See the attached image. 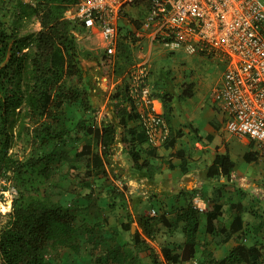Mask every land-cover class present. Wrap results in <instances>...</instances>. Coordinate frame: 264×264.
I'll list each match as a JSON object with an SVG mask.
<instances>
[{
	"label": "trees",
	"instance_id": "1",
	"mask_svg": "<svg viewBox=\"0 0 264 264\" xmlns=\"http://www.w3.org/2000/svg\"><path fill=\"white\" fill-rule=\"evenodd\" d=\"M77 2L7 0L14 8L12 17L5 20L0 12V172L11 170L18 190L9 218L0 224V264H54L48 256L49 252L58 255L67 248L79 250L77 239L83 225L86 230L91 228L96 235L94 242L101 251L96 258L98 264H147L143 249H148L149 264L189 261L197 253V232L201 225L200 214L193 201L180 207L172 219L165 212L140 214L134 233L132 223H124L122 228L130 230L133 238V247L129 248V242H117L120 232L113 231L108 237L109 233H103L105 236L98 234L102 228L97 224L92 227L79 225L76 214L69 206L64 205L62 200L41 194L40 184L35 186L32 183L36 170H40L39 174L48 180L52 175L53 162L57 159L68 165V173L81 183L82 188L90 189L85 195L90 203L95 179L108 175L109 171L117 175L111 168L110 157L106 156L115 139L116 126L104 122L98 125L95 114L78 120L73 126L68 125L64 117L66 105L77 102H82L86 112H95L91 97L100 89L94 74L82 65L85 54L78 40L84 25L67 16V11L74 10ZM33 22H38L40 28L31 30L29 26ZM129 49V45L121 42L118 53H115V71L119 74L132 65ZM91 55L86 53L88 58ZM110 68L105 70L108 75ZM130 84V78H125L114 91L110 92L108 88L104 96L110 98L119 122L125 128L122 141L133 158L134 166L152 175L153 164L149 158H143L142 152L155 156L157 146L150 144L144 147L148 137L143 127L130 125L131 121H139L144 112L130 95ZM195 88V82L184 81L179 98L192 97ZM153 95L162 101L163 113L169 124L175 93L167 85ZM72 133L74 138L70 139ZM182 134L181 129L175 137L171 132L166 143L174 145L176 137ZM23 135L28 136L33 151L24 161L11 152L16 140ZM68 139L74 144L69 145ZM213 165L230 178L235 162L229 153H225L218 155ZM118 188L115 185L113 191L123 195ZM206 213L207 232H221L224 234L223 241L230 240L237 232H240L239 237L245 234L242 212L238 215V223L235 220L229 228L219 227L222 211L217 205ZM160 223L182 229L187 236L183 245L162 248L165 261L149 247L147 239V236L155 234ZM262 228L260 222L254 232L259 233ZM205 252L213 264H264V250L260 242L247 244L241 240L219 259H215L211 251Z\"/></svg>",
	"mask_w": 264,
	"mask_h": 264
},
{
	"label": "crops",
	"instance_id": "2",
	"mask_svg": "<svg viewBox=\"0 0 264 264\" xmlns=\"http://www.w3.org/2000/svg\"><path fill=\"white\" fill-rule=\"evenodd\" d=\"M96 42L98 51H100L99 49H101V52L104 49L106 51L105 43L101 38L98 37ZM151 49L152 47L146 53H142L147 55V58L142 62L150 59ZM82 53L85 54L82 56L83 66L84 60L97 62L96 56L92 54L91 50L83 47ZM86 53H91V57H86ZM105 60L109 63L115 62L112 64L113 66L111 65L109 77L106 76V72L98 74L93 72L90 67L84 66V68L94 74V80L100 87L97 91L98 94H95V96L99 97L101 103H105L93 113L97 118L96 123L102 125L104 122L116 126L115 139L111 144L110 152L106 156L110 157L111 167L117 175L114 176L109 171L108 175L98 176L95 180L96 184H93V186L99 185L100 190L107 188L109 194L113 197V203L109 206L101 204L97 207L87 201L74 203L75 214H80L77 218L78 224L89 225V227L97 224L102 229L120 232L118 239L125 243L129 240L125 238L126 232L122 228L124 223L130 222L133 227L135 223L138 224V215H152L153 209L157 213L165 212L166 216L172 219L180 207L189 201H193L195 197L202 196V199L211 200L222 211L219 216L221 227L229 228L235 220V223H238V215L242 212L244 231L247 232V229L256 223L258 219L253 209L255 207L260 209V213L264 215V204L261 203V199H264V153L260 152L255 143L249 138L240 137L227 130L223 109L217 104L214 97L208 99L209 92L205 94L203 91L192 97L180 99L179 94L182 91L177 87L169 127L174 137L180 129L183 134L176 137L174 145L163 142L155 147V156L142 152L143 158H149L153 164L152 175L137 168L134 166L133 158L122 141L125 128L120 124L119 117L110 103V98H105V91L100 86L99 81L102 77L108 79L111 89L114 91L122 80L129 78L128 72L133 65L129 66L123 74H119L115 71L117 64L115 53L110 54ZM100 61H103V58ZM159 74H161L160 70L154 73L155 76ZM222 76L223 73L215 83L211 93L220 83ZM160 90L158 88L153 91L159 92ZM156 104L158 111L164 112V106L160 99L156 100ZM130 125H138L141 128L140 120L131 121ZM149 145V142L144 143V147ZM225 153H229L235 162L230 178L221 173L220 168L218 169L217 166L213 165L217 156ZM237 159L240 160L239 163L236 162ZM118 175L128 178L131 186H125V183L128 182L120 183ZM75 182L77 183L78 180ZM115 185L119 186L118 189H121L123 195L120 196L118 192L115 193L116 190L113 191ZM68 186L64 184V186H61L63 189L60 190L66 192L76 189L75 186L71 189ZM243 193H247V195L244 196ZM121 197L122 200H120ZM70 205L71 203L67 204L69 207ZM199 214L201 220L200 231L203 230L206 237L207 213ZM121 230L124 233H121ZM239 233L237 232L230 240L226 241L231 248L238 243V238L235 237H239ZM111 234L109 233L107 236L111 237ZM147 238L153 245L163 243V247L183 245L186 241L182 229L171 228L163 223H160L159 229L152 237L147 236ZM210 239L209 237L208 240ZM196 248L198 252V245ZM162 258L164 259L163 256Z\"/></svg>",
	"mask_w": 264,
	"mask_h": 264
},
{
	"label": "built area",
	"instance_id": "3",
	"mask_svg": "<svg viewBox=\"0 0 264 264\" xmlns=\"http://www.w3.org/2000/svg\"><path fill=\"white\" fill-rule=\"evenodd\" d=\"M136 3L149 9L145 20L154 27L153 42L171 53L219 58L227 64L213 90L214 100L223 109L227 130L249 138L264 153V0H78L67 16L101 34L110 55L117 52L125 8ZM137 65L128 72L130 95L144 109L140 122L148 142L159 146L169 139L170 128L148 82L150 59ZM1 194L5 198H0V216H6L18 190L10 181ZM193 204L200 213L214 206L199 196Z\"/></svg>",
	"mask_w": 264,
	"mask_h": 264
},
{
	"label": "rangeland",
	"instance_id": "4",
	"mask_svg": "<svg viewBox=\"0 0 264 264\" xmlns=\"http://www.w3.org/2000/svg\"><path fill=\"white\" fill-rule=\"evenodd\" d=\"M13 10L14 8L12 7V3H7V0H0V12H1V16L5 20H10V18L12 17L11 14ZM125 11L126 12L123 13V16L119 24L120 33L118 36V41L116 43L117 53H118V46L121 42H123L125 45H129L130 46L129 50L132 53L131 58L133 59L132 68H138L137 64H140L145 58V54L142 53H146L152 47L151 57H150V63L152 67L150 68V75L148 82L152 84L151 87L153 90L158 88L162 89L163 86L167 87L168 85L176 94L177 87L180 91H182L183 82L188 81V82H195L196 84L195 94L204 91L205 94L208 92L210 93L208 99L214 97L213 91L211 93V90L213 89L218 79L221 77L222 73L225 71L227 67L226 63L221 61L219 58L211 59L202 56H189L181 51L171 53L168 50L163 49L161 45H159L156 42H153L152 33L154 27L149 25L148 22L145 20L146 16L149 14L148 7L144 6L143 4H133L127 6L125 8ZM29 28L31 30L32 29L37 30L40 28V25L38 22H33L30 24ZM139 32L142 33V36H139L138 34ZM98 37H101V39L103 38L101 34H96L95 32H91L87 29H84L82 32L79 33L78 42L81 48L85 47L86 49L91 50L93 52L92 54L96 56L95 59L97 60V62H95L94 60L91 61L84 60L83 63L84 66L90 67V69H92L93 72L95 73L103 74V72H106L105 70H108V68L115 62L109 63V61L105 60V58H108V56H110L107 49L106 51H104L105 50L104 49L102 52L101 49H99L100 51H98L97 42H96ZM101 58H103V61H100ZM134 64L136 65V67H134L135 66ZM102 67H103V71H102ZM159 70L161 71V74L155 76L154 73L159 72ZM109 75L106 73L107 77H109ZM102 78L99 79L100 86L105 92L108 88H110L109 91L111 92L112 89L109 84L110 81L108 79L105 78L102 79ZM95 94H98V92L93 93L91 97V104L93 109L97 110L99 106H102L105 103L104 102L101 103L99 101V97L95 96ZM66 110L67 111L64 116L65 120L68 125H72V126L82 118L91 117L92 116L91 114H93L92 112H94V111L86 112L82 102L66 105ZM94 118L96 121L97 120L96 116H94ZM73 138H74V134L72 137H70V139ZM70 139H68L69 145L74 144ZM11 152H13V154L17 158H20L23 161L26 158H28V156H30L33 152L31 148V144L28 141V136L23 135L21 139L16 140ZM239 161L240 160L238 159L236 160L237 163H239ZM39 172L40 170L35 171L33 175L32 183L35 186H38L40 184L39 191L41 192V194L50 195L54 200H62L63 204L66 206L67 204L71 203L70 208L71 211H73V213L76 212V210H74L75 209L74 203L78 204L79 201L81 202L86 201L85 195L86 193H88V191H90V189H85L84 187L82 188L80 186L81 183H79V181L78 183L75 182L77 179L73 178L68 173V165L64 164V162H60L57 159L53 162L52 175L49 177L48 180L45 179L44 175L41 176ZM117 177H119L118 179H124L125 182H128L125 183V186H131L128 178H123L120 175H118ZM10 181H12L14 185L15 184L17 185L16 180L13 177V172L11 170L5 171L3 169L2 172H0V191L6 190L8 188V184ZM41 181L44 183L43 184L40 183ZM64 184L69 185L68 186L69 189L73 188L74 186L76 187V189L74 191L68 190L66 192H62V190L60 189H63L61 188V186H64ZM93 184H96V181ZM99 187H100L99 185L93 186V195H92L93 200H91L90 204H93L96 207L97 205H101V204H105L109 206V204L113 203L112 201L113 197H111L107 188L105 190L104 189L100 190ZM77 188H79V190H77ZM243 195L245 196L247 195V193H243ZM199 197L201 199L203 198L202 196ZM0 198L4 199L5 194H1ZM202 200L208 204L214 203L211 200H204V199ZM261 203L264 204V199H261ZM253 211L255 212V215L258 218L257 222L254 223L251 227H249L244 235L235 238L236 239L238 238L237 242L241 241L242 238L243 242L249 244L260 242L263 245V250H264V215H262L260 213L261 212L260 209H257L256 207L253 209ZM9 215L2 216L0 218L1 220L0 224L5 222V220L9 218ZM78 215H76L77 218ZM260 222H262L263 230H261L259 233H256L254 232V228L257 224H260ZM137 228H138V224L135 223V231L137 230ZM180 228L182 227L180 226ZM200 228L201 227H199V230L197 232V239L199 237L198 252L196 253L195 257H193L191 260L183 261L179 264H195V261H199V264H213L209 261L210 260L209 256L207 255L205 250L211 251L214 258L219 259L222 258L224 255H226L227 251L231 248L230 244H227L225 241H223L224 234H222L221 232L217 231L215 234L212 233L209 234L206 231V237H205L204 236L205 232H203V230L200 231ZM82 229L83 230L82 232L79 233L77 239V242L79 244L78 251H73L67 248L61 251L58 255L54 254L53 252L48 253L49 258L54 260V264H98L96 258L97 255L101 253V251L94 242L96 235L94 234V232H91L92 231L91 228H89V230H86V228L83 225ZM125 232H126L125 238H128L129 240L127 241V243L129 242L128 247L132 248L133 239L131 236V231L129 230ZM103 233L106 235L108 233H112V231H109L107 229H100V231L98 232V234L104 235ZM121 233H124V231L121 230ZM185 237L187 239L186 234ZM209 237L211 238L210 240H208ZM148 241L150 244L149 247L159 256L161 260L165 261V259L162 258L163 243L153 245L150 242V240ZM117 242H120V240L118 239ZM223 247L224 249H222ZM142 253L146 263L149 264L150 257L148 255L149 253L148 249H143ZM263 261H264V256H263ZM166 264L169 263L166 262Z\"/></svg>",
	"mask_w": 264,
	"mask_h": 264
},
{
	"label": "clouds",
	"instance_id": "5",
	"mask_svg": "<svg viewBox=\"0 0 264 264\" xmlns=\"http://www.w3.org/2000/svg\"><path fill=\"white\" fill-rule=\"evenodd\" d=\"M136 4H139V3H136ZM164 49V48H163ZM159 99V98H158ZM169 125V124H168ZM170 128V127H169ZM170 136H171V129H170ZM170 138V137H169ZM169 140V139H168ZM12 182V181H11ZM0 210H3L2 207H0ZM200 213V212H199ZM9 215V214H8ZM10 216V215H9ZM2 217V216H0Z\"/></svg>",
	"mask_w": 264,
	"mask_h": 264
},
{
	"label": "water",
	"instance_id": "6",
	"mask_svg": "<svg viewBox=\"0 0 264 264\" xmlns=\"http://www.w3.org/2000/svg\"><path fill=\"white\" fill-rule=\"evenodd\" d=\"M132 231L135 232V224L132 227Z\"/></svg>",
	"mask_w": 264,
	"mask_h": 264
}]
</instances>
